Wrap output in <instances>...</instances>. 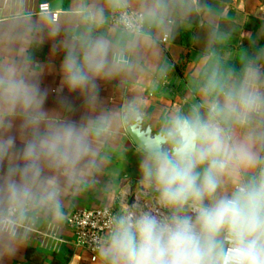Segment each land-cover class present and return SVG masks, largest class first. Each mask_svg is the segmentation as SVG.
<instances>
[{
	"label": "clouds",
	"instance_id": "obj_1",
	"mask_svg": "<svg viewBox=\"0 0 264 264\" xmlns=\"http://www.w3.org/2000/svg\"><path fill=\"white\" fill-rule=\"evenodd\" d=\"M246 21L231 0H0V260L59 236L70 204L99 192L116 197L100 264H264V46L233 42ZM194 27L184 94L152 108L174 67L164 48ZM57 37L78 122L44 109L33 53ZM97 81H118L119 106H99ZM135 134L137 201L118 205L110 166Z\"/></svg>",
	"mask_w": 264,
	"mask_h": 264
},
{
	"label": "crops",
	"instance_id": "obj_2",
	"mask_svg": "<svg viewBox=\"0 0 264 264\" xmlns=\"http://www.w3.org/2000/svg\"><path fill=\"white\" fill-rule=\"evenodd\" d=\"M56 2L58 0H53V3ZM231 3L233 14H236L237 10L242 15L247 13V21L239 27L233 42L245 48H251L254 42L260 46L263 37H260L259 33L262 25H264V21L260 19L261 16H264V12L259 7L264 5L262 0H231ZM253 20L259 21L260 25L254 24ZM197 31L198 29L195 27L191 31L181 30L171 45L164 48L163 56L174 67L170 74L169 83L165 86L167 93L149 98L148 103L152 108L175 106L180 96L184 94L182 81L189 63L199 51V46L193 41ZM59 40L60 37L55 40L45 39L33 53L35 63L42 68L39 77L40 86L48 93L44 109L50 113L66 115L68 119L78 122L86 114V105L79 92H69L66 87L61 88L63 51L59 46ZM97 83L99 106L107 108L119 106L122 94L118 81H97ZM61 101H65L71 107L70 112L65 110ZM11 134L17 136V147L19 148L21 141L17 130L14 128ZM138 151L139 149L131 138L126 140L123 145L116 147L110 171L119 178L122 187L128 184H138L140 179V155ZM106 181L107 177H101L102 183ZM115 199L114 195L105 197L99 192L82 194L78 200L70 204V213L59 236H53L47 230L41 229L35 234L30 244L19 249L14 256L0 260V264H100L99 260L92 262L86 251L75 247V237L69 227V218L79 209L113 207Z\"/></svg>",
	"mask_w": 264,
	"mask_h": 264
},
{
	"label": "built area",
	"instance_id": "obj_3",
	"mask_svg": "<svg viewBox=\"0 0 264 264\" xmlns=\"http://www.w3.org/2000/svg\"><path fill=\"white\" fill-rule=\"evenodd\" d=\"M48 5L45 4L44 7ZM137 185L128 184L123 197L119 198L120 202L132 206L137 201ZM113 207H101L97 209H79L76 210L69 218V227L75 237V247L86 251L92 262L99 260L95 250V241L97 237L105 231L109 215Z\"/></svg>",
	"mask_w": 264,
	"mask_h": 264
},
{
	"label": "water",
	"instance_id": "obj_4",
	"mask_svg": "<svg viewBox=\"0 0 264 264\" xmlns=\"http://www.w3.org/2000/svg\"><path fill=\"white\" fill-rule=\"evenodd\" d=\"M147 131H148V130L145 129V132H147ZM131 139H132L133 143L135 144V146H136L138 149H140V143L143 142L144 137L141 136L140 134H135V135L132 136Z\"/></svg>",
	"mask_w": 264,
	"mask_h": 264
},
{
	"label": "trees",
	"instance_id": "obj_5",
	"mask_svg": "<svg viewBox=\"0 0 264 264\" xmlns=\"http://www.w3.org/2000/svg\"><path fill=\"white\" fill-rule=\"evenodd\" d=\"M253 23H254V24H258V25H260V22L257 21V20H253ZM247 43H248V42H247ZM260 46H264V41L261 42Z\"/></svg>",
	"mask_w": 264,
	"mask_h": 264
},
{
	"label": "rangeland",
	"instance_id": "obj_6",
	"mask_svg": "<svg viewBox=\"0 0 264 264\" xmlns=\"http://www.w3.org/2000/svg\"><path fill=\"white\" fill-rule=\"evenodd\" d=\"M262 2L264 3V0H262ZM263 41H264V37H263V39H262Z\"/></svg>",
	"mask_w": 264,
	"mask_h": 264
}]
</instances>
